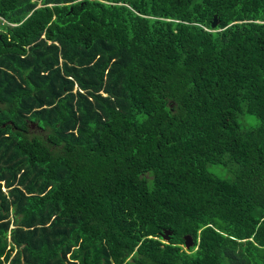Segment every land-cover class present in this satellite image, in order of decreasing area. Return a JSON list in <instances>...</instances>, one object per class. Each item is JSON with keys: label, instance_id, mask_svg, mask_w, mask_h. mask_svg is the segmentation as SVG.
I'll list each match as a JSON object with an SVG mask.
<instances>
[{"label": "trees", "instance_id": "1", "mask_svg": "<svg viewBox=\"0 0 264 264\" xmlns=\"http://www.w3.org/2000/svg\"><path fill=\"white\" fill-rule=\"evenodd\" d=\"M0 264H264V0H0Z\"/></svg>", "mask_w": 264, "mask_h": 264}, {"label": "water", "instance_id": "2", "mask_svg": "<svg viewBox=\"0 0 264 264\" xmlns=\"http://www.w3.org/2000/svg\"><path fill=\"white\" fill-rule=\"evenodd\" d=\"M214 18H215V19H214L212 25H213V27H216L217 24H218V21H217V19H216V15H215ZM171 234H172V231L167 229V230L165 231V233L163 234V237H164L166 240H169ZM186 239H187V241H186V246H187V247L191 246L192 243H193V238H192V236H191V235H187V236H186Z\"/></svg>", "mask_w": 264, "mask_h": 264}, {"label": "clouds", "instance_id": "3", "mask_svg": "<svg viewBox=\"0 0 264 264\" xmlns=\"http://www.w3.org/2000/svg\"><path fill=\"white\" fill-rule=\"evenodd\" d=\"M166 240V239H165Z\"/></svg>", "mask_w": 264, "mask_h": 264}]
</instances>
